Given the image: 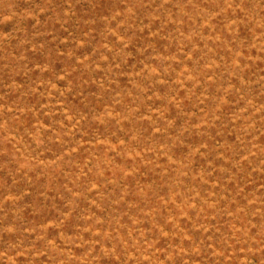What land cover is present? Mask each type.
Listing matches in <instances>:
<instances>
[{
  "label": "rangeland",
  "instance_id": "rangeland-1",
  "mask_svg": "<svg viewBox=\"0 0 264 264\" xmlns=\"http://www.w3.org/2000/svg\"><path fill=\"white\" fill-rule=\"evenodd\" d=\"M0 264H264V0H0Z\"/></svg>",
  "mask_w": 264,
  "mask_h": 264
}]
</instances>
